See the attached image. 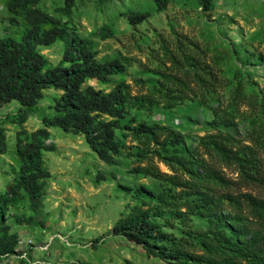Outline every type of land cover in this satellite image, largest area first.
<instances>
[{
    "label": "trees",
    "instance_id": "trees-1",
    "mask_svg": "<svg viewBox=\"0 0 264 264\" xmlns=\"http://www.w3.org/2000/svg\"><path fill=\"white\" fill-rule=\"evenodd\" d=\"M200 1L208 8L209 0ZM153 2L162 11L167 0ZM37 3H7V10L27 27L18 38L0 40V108L17 102V114L8 118L12 124L22 125L44 91L61 94L54 100V114L42 118V128L16 133L17 177L12 186L0 192V258L12 255L16 245V235L9 234L4 225L6 208L22 198L21 194L30 211L36 212L40 206L50 178L43 152L52 150L44 142L50 137L49 130L57 128L82 135L90 151L109 166H115L121 151L126 150L134 162L131 173L152 178L162 188L154 194L141 187L137 196L145 194L148 202L128 205V213L114 224L112 235L140 246L148 256L172 264H264V102L246 96L239 83L232 99L222 102L217 95L221 81L213 66L201 52L184 50L186 43L193 49L197 45L181 37L173 46L161 43V61L153 70L156 83L145 92L140 80L135 82L136 93L125 82L108 92L85 86L87 81L104 83L111 76L122 75L132 59L97 62L91 39L79 37L65 23L43 13ZM72 3L64 0L65 13ZM146 16L131 15L128 21L134 27ZM97 36L113 38L114 33L102 27ZM57 41L63 43L62 57L51 66L37 49ZM209 101L216 102L209 123L213 132L199 137L188 156L176 150L183 141L173 130L132 118L122 123L131 110L154 105L171 110L185 102L204 107ZM242 105L251 114L250 129L238 139L220 128L236 125ZM7 147L0 126V156L6 154ZM156 162L170 173L162 172ZM168 212L172 215L167 216ZM194 216L204 219L207 226L192 227ZM175 224L182 228L180 236L163 230Z\"/></svg>",
    "mask_w": 264,
    "mask_h": 264
},
{
    "label": "rangeland",
    "instance_id": "rangeland-1",
    "mask_svg": "<svg viewBox=\"0 0 264 264\" xmlns=\"http://www.w3.org/2000/svg\"><path fill=\"white\" fill-rule=\"evenodd\" d=\"M8 1L0 0V40L18 38L27 27L7 10ZM36 7L65 23L79 37L91 39L97 62L132 59L122 75L111 76L104 83L87 81L85 86L108 92L125 82L136 93L135 82L140 80L145 92L156 83L153 70L161 61V43L173 46L181 37L197 45L193 49L186 43L184 50L201 52L213 66L221 81L217 95L222 102L232 99L238 83L246 96L264 102V0H209L208 8L202 7L200 0H167L162 11L155 8L153 0H73L68 13L63 10L64 0H38ZM135 14L147 16L132 27L128 17ZM102 27L109 28L114 37L100 39L97 33ZM37 50L49 65L55 66L61 60L63 43L57 41ZM60 94L51 89L44 91L22 125L12 124L8 118L17 114V102L0 108V126L8 146L6 154L0 156V192L12 186L17 177L16 133L42 128V118L54 114V100ZM215 107L214 101L204 107L185 102L171 110L154 105L131 110L122 123L132 118L165 126L182 136L183 142L176 150L188 156L199 137L213 132L209 123ZM239 112L234 127L220 130L243 139L250 129L251 114L243 105ZM49 133L44 143L52 150L43 152V162L50 178L42 201L32 212L21 194L22 198L6 208L4 225L9 234L16 235V245L12 255L0 258V264H172L148 256L140 246L111 234L117 220L128 213V205L148 202L145 194L137 196L141 187L154 194L162 191L157 182L131 173L134 162L126 150L121 151L115 166H109L90 151L82 135L57 128ZM117 136L121 140L120 133ZM157 165L162 172L170 173L161 163ZM29 217L32 219L27 223ZM191 226L205 228L207 224L194 216ZM163 230L175 236L182 233L177 224Z\"/></svg>",
    "mask_w": 264,
    "mask_h": 264
}]
</instances>
